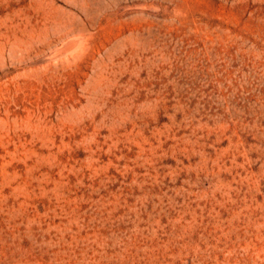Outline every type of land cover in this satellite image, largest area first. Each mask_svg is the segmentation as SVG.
Segmentation results:
<instances>
[{"label":"rangeland","instance_id":"1","mask_svg":"<svg viewBox=\"0 0 264 264\" xmlns=\"http://www.w3.org/2000/svg\"><path fill=\"white\" fill-rule=\"evenodd\" d=\"M0 264H264V0H0Z\"/></svg>","mask_w":264,"mask_h":264}]
</instances>
